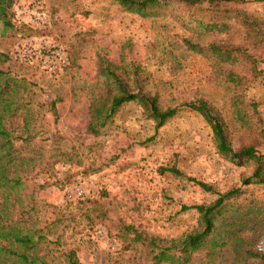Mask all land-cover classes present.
<instances>
[{
	"label": "rangeland",
	"instance_id": "obj_1",
	"mask_svg": "<svg viewBox=\"0 0 264 264\" xmlns=\"http://www.w3.org/2000/svg\"><path fill=\"white\" fill-rule=\"evenodd\" d=\"M245 7L264 22V0H248ZM9 21V27L0 21V70L17 81L31 124L46 138L36 136L24 153L31 159L20 186H0V218L24 230L42 227L45 239L57 240L46 243L55 257L74 250L81 264H150L132 230L177 239L195 226L194 210L181 206L212 198L187 178L222 190L238 183L239 168L218 156L208 125L186 107L155 129L128 102L97 135L86 133L85 90L95 82L98 56L123 58L180 96L202 88L221 103L223 90L208 61L176 46L186 32L167 14L139 17L115 0H14ZM36 50L43 55L35 57ZM261 52L264 70V44ZM247 95L264 120V82H253ZM14 120L21 124L19 113ZM171 165L183 176L159 171ZM248 195L259 204L264 185L248 189L233 207L244 210ZM234 212L217 223L223 245L193 252L186 264H230L243 238H258L259 226L251 231L229 224ZM262 213L264 206L246 224H259Z\"/></svg>",
	"mask_w": 264,
	"mask_h": 264
},
{
	"label": "trees",
	"instance_id": "obj_2",
	"mask_svg": "<svg viewBox=\"0 0 264 264\" xmlns=\"http://www.w3.org/2000/svg\"><path fill=\"white\" fill-rule=\"evenodd\" d=\"M13 1L0 0L3 27L10 26ZM247 1L115 0L122 10L139 17L167 14L186 32L175 42L176 46L208 61L224 97L218 103L202 88L193 90L190 96H180L165 88L151 72L134 61L126 62L121 58L115 62L98 56L95 82L85 90L86 133L97 135L116 110L128 102L139 106L155 129L179 108L186 107L197 112L208 125L218 156L239 168L238 183L222 190L187 178L212 198L181 206V210H194L195 226L177 239L166 240L132 230V238L150 254V264H186L195 251L212 252L218 249L223 241L215 234L217 223L231 211L235 212L229 216L230 225L237 224L251 231L259 227L256 241L254 238H243L235 248L230 264H264V213L259 224L256 221H252L250 226L246 224L255 211L261 213L264 199H260L262 201L258 204L248 195L249 203L244 210H241V205L233 207L234 202L246 198L248 189L264 185V120L257 102L247 95L253 82H264V70L260 67L264 22L246 9ZM18 94L17 81L0 70V186L9 188L20 186L26 160L31 159L24 153L31 150L34 138H46H42L31 124V110L25 106L28 103ZM48 104L56 118L53 101ZM18 113L21 116L20 125L14 120ZM159 171L183 176L174 165L162 166ZM255 206L258 207L254 210ZM47 242L57 244L56 239H45L42 227L24 230L13 221L6 223L0 218V264H81L74 250H60L57 257L53 256Z\"/></svg>",
	"mask_w": 264,
	"mask_h": 264
},
{
	"label": "built area",
	"instance_id": "obj_3",
	"mask_svg": "<svg viewBox=\"0 0 264 264\" xmlns=\"http://www.w3.org/2000/svg\"><path fill=\"white\" fill-rule=\"evenodd\" d=\"M55 54H57V53H55ZM33 55H34L35 57H41L43 54L41 53L40 50H36V51H33Z\"/></svg>",
	"mask_w": 264,
	"mask_h": 264
}]
</instances>
